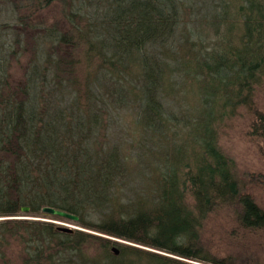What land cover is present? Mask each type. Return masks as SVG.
<instances>
[{"label":"trees","instance_id":"16d2710c","mask_svg":"<svg viewBox=\"0 0 264 264\" xmlns=\"http://www.w3.org/2000/svg\"><path fill=\"white\" fill-rule=\"evenodd\" d=\"M118 109L135 158L108 145ZM235 119L264 158V0H0V264H259L199 243L219 210L264 231L219 144ZM45 207L81 230L19 219L67 222Z\"/></svg>","mask_w":264,"mask_h":264},{"label":"rangeland","instance_id":"374dc122","mask_svg":"<svg viewBox=\"0 0 264 264\" xmlns=\"http://www.w3.org/2000/svg\"><path fill=\"white\" fill-rule=\"evenodd\" d=\"M68 99L69 97L65 98V105L68 103ZM115 111H113L112 119L109 121L108 145L126 151L128 156L135 158L139 153L141 154L142 149L138 151L133 147L132 135L129 134L128 123L133 111L127 110L125 112V110L119 109ZM247 132L246 121L235 119L228 127L222 129L219 144L232 161L236 177L244 190L264 209V158L259 153L257 146L246 137ZM146 147L147 149L150 148L148 144ZM145 153L148 154L149 152L145 150ZM149 176L150 170L145 166V163L140 164L138 162L129 169V172L125 173L124 178L119 182L118 197L122 199V202L131 201L136 196H142L145 190L144 184L149 182ZM19 219L50 222L58 228H66L71 231L81 230L70 221L61 222L39 217H22ZM199 243L201 247L217 257H229V259L239 263L255 261L264 264V231L249 233L241 229L238 230L232 223L229 214L224 211L219 210L212 213L202 223ZM69 259H72L71 256Z\"/></svg>","mask_w":264,"mask_h":264},{"label":"water","instance_id":"95a60500","mask_svg":"<svg viewBox=\"0 0 264 264\" xmlns=\"http://www.w3.org/2000/svg\"><path fill=\"white\" fill-rule=\"evenodd\" d=\"M29 211L28 208H22L20 210L21 213H27ZM41 214L44 215V216H47V217H52V218H59V219H63V220H66V221H70V222H73V223H76L78 222V218L73 216V215H70V214H67L63 211H59V210H55V209H52V208H48V207H45V208H42L41 209ZM62 232H65V233H71L72 231L69 230V229H66V228H59ZM112 253L114 255H117L118 254V251L113 248L112 249Z\"/></svg>","mask_w":264,"mask_h":264}]
</instances>
